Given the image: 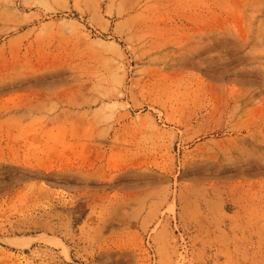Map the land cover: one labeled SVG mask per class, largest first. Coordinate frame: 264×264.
I'll use <instances>...</instances> for the list:
<instances>
[{"label": "rangeland", "instance_id": "obj_1", "mask_svg": "<svg viewBox=\"0 0 264 264\" xmlns=\"http://www.w3.org/2000/svg\"><path fill=\"white\" fill-rule=\"evenodd\" d=\"M0 264H264V0H0Z\"/></svg>", "mask_w": 264, "mask_h": 264}]
</instances>
